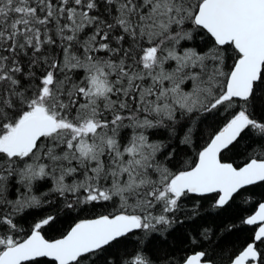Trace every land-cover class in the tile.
I'll return each mask as SVG.
<instances>
[{
	"label": "snow or ice",
	"instance_id": "obj_1",
	"mask_svg": "<svg viewBox=\"0 0 264 264\" xmlns=\"http://www.w3.org/2000/svg\"><path fill=\"white\" fill-rule=\"evenodd\" d=\"M258 187L264 0H0V264H264Z\"/></svg>",
	"mask_w": 264,
	"mask_h": 264
},
{
	"label": "trees",
	"instance_id": "obj_2",
	"mask_svg": "<svg viewBox=\"0 0 264 264\" xmlns=\"http://www.w3.org/2000/svg\"><path fill=\"white\" fill-rule=\"evenodd\" d=\"M237 162H239V160H237ZM256 191L257 192H264V188L258 187L256 189ZM260 199H261V197L259 195L252 197L253 201L260 200ZM249 238H250V232L249 231H239V232L234 233L226 243H228V244L234 243L237 247H239Z\"/></svg>",
	"mask_w": 264,
	"mask_h": 264
}]
</instances>
